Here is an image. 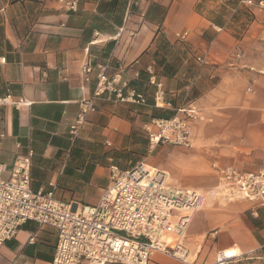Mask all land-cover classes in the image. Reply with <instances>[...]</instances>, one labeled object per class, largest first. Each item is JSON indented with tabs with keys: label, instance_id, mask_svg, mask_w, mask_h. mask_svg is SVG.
Returning a JSON list of instances; mask_svg holds the SVG:
<instances>
[{
	"label": "crops",
	"instance_id": "0c3cea01",
	"mask_svg": "<svg viewBox=\"0 0 264 264\" xmlns=\"http://www.w3.org/2000/svg\"><path fill=\"white\" fill-rule=\"evenodd\" d=\"M246 11L239 0H0V162L8 168L31 150V188L80 204L96 203L110 165L124 171L148 160L171 184L203 193L217 182L214 165L264 167V24ZM98 63L145 103L99 99L71 140ZM151 74L162 83V107ZM189 106L205 117L192 123L191 145L159 144L148 154L144 124ZM56 239L55 228L26 221L0 244V264H51ZM183 244L192 259L156 252L146 264H215L222 251L251 253L264 245V206L208 196Z\"/></svg>",
	"mask_w": 264,
	"mask_h": 264
},
{
	"label": "built area",
	"instance_id": "2783aa9c",
	"mask_svg": "<svg viewBox=\"0 0 264 264\" xmlns=\"http://www.w3.org/2000/svg\"><path fill=\"white\" fill-rule=\"evenodd\" d=\"M239 2L261 11L264 24V0ZM67 4L75 6L74 1ZM232 56H241L237 47ZM197 61L204 63L205 59L197 56ZM95 67L94 89L90 96L79 100L77 115L69 125L71 140L79 136L99 99L145 103V97L130 87L119 72L108 73V63ZM82 70L88 74L92 67L85 64ZM149 83L155 88L154 105L162 107L166 103L162 83L153 74ZM203 120L202 111L195 106L177 108L168 118L152 117L144 124L148 152L159 144L190 146L191 125ZM31 153L29 150L16 156L8 168L0 162V244L13 238L26 221L49 225L57 234L51 264H146L156 252L185 260L188 251L183 237L192 215L203 208L206 197L226 202L240 199L264 206V167L243 171L214 165L217 182L203 193L171 184L167 172L155 167L146 170L144 161L124 171L110 165V182L96 203L66 202L56 198L53 189L42 192L31 188ZM230 258L218 255L215 264H224Z\"/></svg>",
	"mask_w": 264,
	"mask_h": 264
},
{
	"label": "rangeland",
	"instance_id": "374dc122",
	"mask_svg": "<svg viewBox=\"0 0 264 264\" xmlns=\"http://www.w3.org/2000/svg\"><path fill=\"white\" fill-rule=\"evenodd\" d=\"M243 7H245L246 10L249 11L250 14H248V15H252L254 17L257 16L259 19H262V13L258 9L253 8V7L250 8V7H247V6H244V5H243ZM244 13H245V11H244ZM153 152H154V150L151 153H148V152L147 153L148 154H152ZM140 161H144V163H148L149 164L148 160H140ZM147 169L148 170H152L148 166H147ZM221 203H223V202H221ZM262 247L264 248V245L261 246L260 248H262ZM259 249L255 250V251H253L251 253H248V254L234 256V257L230 258L229 260H227L224 264H264V260H263L264 258L262 259V258H260L257 255V254H262V253H259L260 252ZM243 256L250 257L249 259H251V260H244L245 258H242ZM187 259H192V256H190L188 254ZM247 261H250V262L249 263H245Z\"/></svg>",
	"mask_w": 264,
	"mask_h": 264
},
{
	"label": "bare ground",
	"instance_id": "6f19581e",
	"mask_svg": "<svg viewBox=\"0 0 264 264\" xmlns=\"http://www.w3.org/2000/svg\"><path fill=\"white\" fill-rule=\"evenodd\" d=\"M144 168H145L146 170H148L146 165L144 166ZM236 255H239V252H238L237 250H233V251H229V252H223V251H222V252L219 254L220 257H234V256H236Z\"/></svg>",
	"mask_w": 264,
	"mask_h": 264
},
{
	"label": "trees",
	"instance_id": "16d2710c",
	"mask_svg": "<svg viewBox=\"0 0 264 264\" xmlns=\"http://www.w3.org/2000/svg\"><path fill=\"white\" fill-rule=\"evenodd\" d=\"M259 253H262V254H257L260 258H264V248L262 247V248H260L259 249ZM242 258H245L244 260H251V259H249L250 257H247V256H243ZM264 260V259H263ZM250 261H247V262H245V263H249Z\"/></svg>",
	"mask_w": 264,
	"mask_h": 264
}]
</instances>
